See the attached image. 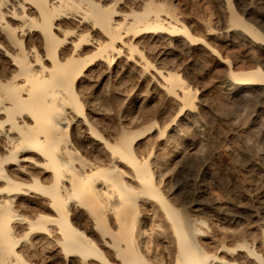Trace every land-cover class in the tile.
<instances>
[{
	"label": "bare ground",
	"instance_id": "1",
	"mask_svg": "<svg viewBox=\"0 0 264 264\" xmlns=\"http://www.w3.org/2000/svg\"><path fill=\"white\" fill-rule=\"evenodd\" d=\"M219 1L0 0V264H264V19Z\"/></svg>",
	"mask_w": 264,
	"mask_h": 264
},
{
	"label": "rangeland",
	"instance_id": "2",
	"mask_svg": "<svg viewBox=\"0 0 264 264\" xmlns=\"http://www.w3.org/2000/svg\"><path fill=\"white\" fill-rule=\"evenodd\" d=\"M179 1V3L180 4H182L181 6L182 7H184L185 8V11L187 12V13H189L188 15H191V17L194 19L193 20V25L195 26V27H197V25H198V27H199V20L200 21H208V22H212V24L213 23H215V25L217 26V25H220L221 24V22H220V20H221V10H220V3H218V2H220L219 0H178ZM217 1V2H216ZM247 2V0H244L243 1V4H245L246 2ZM251 1V0H250ZM245 2V3H244ZM248 3H250L249 2V0H248V2L245 4V5H247ZM251 4H252V6H251ZM251 4H248V5H250V7H252L251 9H252V14L250 15V16H252L253 18H255V17H257V19L259 20H263L264 19V3H263V1H261V0H252L251 1ZM220 13V14H219ZM219 14V15H218ZM255 15H257V16H255ZM197 17V18H196ZM201 18H202V20H201ZM220 18V19H219ZM211 20V21H210ZM195 22L197 23V24H195ZM264 22V21H263ZM217 23H220V24H217ZM207 78H208V76L207 75H205V77H204V81L203 82H205L206 80H207ZM205 83H208L207 81L205 82ZM208 84H210V83H208ZM211 87H215V86H210L209 87V90H211L212 88ZM215 88H217V87H215ZM214 89V88H213ZM211 90V96H213V99H215L216 100V102H217V104H218V100L220 101V94H218V88L217 89H215V90ZM214 92H216V93H214ZM214 95H213V94ZM219 96V97H218ZM216 97V98H215ZM218 97V98H217ZM154 103V102H153ZM222 154H224V152L223 153H221V155ZM219 156H218V158H217V160H216V162H215V164L212 166V167H214V168H212V170L209 172V173H207V175H205L204 177H205V179H204V183H205V187H207L210 191H213L214 193H216V195L218 196L219 195V197H221V198H225L226 196H227V192H228V195H233L234 193H237L236 192V190L238 189V187H240V185H242L241 183H243L242 182V180L245 178V176L243 175V174H245V172L246 171H244V169H245V167L244 166H242L241 164L240 165H238L239 164V162H238V160H239V157H237V155H234V159L236 160L237 159V161H235V160H232V157H233V155H231V159H230V161H232V162H230L229 161V164L230 163H234L233 164V167H235V168H233V167H229L230 165H227L226 166V161H228L229 160V155H226L225 157H224V155H223V158H222V156L220 155V154H218ZM236 156V157H235ZM221 158H222V160H221ZM226 158V159H225ZM228 159V160H227ZM217 161H219V163H220V161H221V163L219 164ZM223 161V162H222ZM234 161V162H233ZM217 163H218V165H217ZM225 164V165H224ZM235 164H236V166H235ZM217 165V166H216ZM218 168V169H220L219 171H216V170H218V169H216V167ZM222 166V168H220ZM241 167L240 168V170H238V173H239V171H240V173L239 174H237V170L236 169H239V167ZM223 167H224V169H223ZM228 168V172L230 171L229 170V168L230 169H235L234 171V173H235V176H237V177H233L234 175H232V174H234V173H230L229 172V174H228V172H227V168ZM237 167V168H236ZM243 167H244V169H243ZM213 169H214V172H212L213 171ZM223 170V171H222ZM244 171L243 172V174L241 173V171ZM224 171H225V173H226V175H225V173H224ZM232 171V170H231ZM219 172H220V174H219ZM213 173V174H212ZM220 175V176H218V175ZM223 174L225 175V176H223ZM230 175V176H232V177H227L228 175ZM213 175V176H212ZM215 175H217V176H215ZM216 178H215V177ZM243 176V179L241 180L240 178ZM213 177V178H212ZM218 177H220L219 179L220 180H222V181H220L219 179H218ZM222 177V178H221ZM238 179V181H240V182H238L237 180L236 181H234L235 179ZM176 179V178H175ZM231 179V180H230ZM220 182H219V181ZM233 180V181H232ZM232 183H234V184H232ZM173 182V181H172ZM172 182H170L169 183V188H173V183ZM217 182V183H216ZM222 182V183H221ZM240 183V185H238ZM236 184V185H235ZM230 185V186H229ZM238 185V186H237ZM236 186V187H235ZM229 187H231V191H230V188H229V190H228V188ZM235 189H234V188ZM233 188V189H232ZM240 189V188H239ZM238 189V190H239ZM228 190V191H227ZM235 191V192H233V191ZM237 190V191H238ZM230 192H232V193H230ZM239 192V191H238ZM230 193V194H229ZM221 195V196H220ZM234 195H236V194H234ZM237 195H238V193H237ZM176 199L178 200V196H176Z\"/></svg>",
	"mask_w": 264,
	"mask_h": 264
}]
</instances>
